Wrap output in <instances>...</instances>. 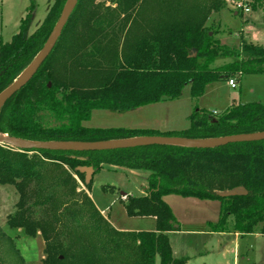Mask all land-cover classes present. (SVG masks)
<instances>
[{"label": "trees", "instance_id": "1", "mask_svg": "<svg viewBox=\"0 0 264 264\" xmlns=\"http://www.w3.org/2000/svg\"><path fill=\"white\" fill-rule=\"evenodd\" d=\"M67 0H54L30 33L33 6L20 30L0 46V94L35 60ZM230 0H78L62 35L33 78L0 111V133L26 140L104 141L150 136L221 138L264 131V103L236 100L223 113L196 107L181 131L93 128L94 110L128 111L178 99L187 83L198 99L222 78L236 84L245 74H264V46L217 38L208 25ZM248 3V2H246ZM249 5V4H248ZM264 7V0L252 6ZM196 52V55H194ZM225 63L216 65L217 60ZM105 165L146 170V195H127L130 217H154V231L117 229L95 204L93 180ZM79 182L84 189H79ZM0 185L19 195L7 216L45 241L44 264H186L176 257L170 233L178 221L165 197L178 194L220 202L212 232L264 235V140L216 148L149 145L97 151L19 150L0 144ZM246 188L248 195L218 193ZM232 224L230 225V221ZM0 264H26L0 225Z\"/></svg>", "mask_w": 264, "mask_h": 264}, {"label": "rangeland", "instance_id": "2", "mask_svg": "<svg viewBox=\"0 0 264 264\" xmlns=\"http://www.w3.org/2000/svg\"><path fill=\"white\" fill-rule=\"evenodd\" d=\"M54 0H0V46L11 42L20 30L21 21L32 6L33 33L46 18ZM249 6L244 12L238 3ZM248 2V3H246ZM253 0H230L229 5L214 13L208 21L218 31L222 42L237 46L243 39L264 46V7L252 6ZM249 4V5H248ZM196 55V52H194ZM219 59L216 65L225 63ZM236 100L239 103H264V74H245L236 87L222 78L210 83L203 96L194 99L191 83H187L181 96L175 100L156 103L141 110H97L92 113L86 126L93 128H151L164 131H181L189 127V116L196 107L217 114L225 112ZM150 172L105 165L93 178L91 195L100 210L105 211L116 228L125 231H154V217H130L125 208L127 195L143 196L147 193ZM19 195L10 185H0V225L7 231V216L15 211ZM181 226L183 233L171 235V243L178 257L188 256L186 264H264V236L249 235L241 238V256L236 261V242L230 236L207 235L208 222L220 218L219 202L170 194L165 197ZM232 220L230 221V225ZM8 234V233H7ZM16 245L22 246L18 232L8 234ZM35 264H44V260Z\"/></svg>", "mask_w": 264, "mask_h": 264}, {"label": "water", "instance_id": "3", "mask_svg": "<svg viewBox=\"0 0 264 264\" xmlns=\"http://www.w3.org/2000/svg\"><path fill=\"white\" fill-rule=\"evenodd\" d=\"M78 0H67L62 10L60 18L56 23L47 43L44 48L25 69L20 76L0 94V111L5 106L7 101L12 98L23 86H25L37 73L43 62L52 52L56 43L62 35L63 29L68 22L71 13L77 5ZM264 140V131L238 134L221 138H208V139H193L177 136H150L129 139H115L104 141H51L39 142L16 138L9 135L0 133V144H5L19 150H33V149H46L56 151H97L106 149H124L134 148L139 146L149 145H179L196 148H216L225 146L230 143L239 142H253ZM80 172L85 174V182L90 183L93 180L95 169L92 166H80L77 168ZM222 197L248 195L249 191L246 188L240 187L229 191L219 192ZM176 227L178 224L175 225Z\"/></svg>", "mask_w": 264, "mask_h": 264}, {"label": "crops", "instance_id": "4", "mask_svg": "<svg viewBox=\"0 0 264 264\" xmlns=\"http://www.w3.org/2000/svg\"><path fill=\"white\" fill-rule=\"evenodd\" d=\"M162 102H165V101H162ZM159 103H161V102H159ZM147 106H150V105H147ZM147 106L138 107V108H135V109H132V110H141V109H144V107H147ZM132 110H128V111H132ZM94 111H97V110H94ZM214 113H216V111ZM86 122L87 121H85L84 124H86ZM157 130H160V129H157ZM160 131H164V130H160ZM84 188L85 187H84L83 183L79 182V189L82 190ZM214 201H216V200H214ZM219 208H220V202H219ZM101 212L105 216H107L105 211L101 210ZM178 227L181 229L180 225H178L176 228H178ZM12 231L18 232V236L21 235L22 246L17 245V248L21 252L23 257L25 258L26 264H35L36 261L44 260V258H45V252H44L45 241L43 239V236H42L41 232H38L34 237H32V236L27 235V233H26L24 228H10L9 226H7V231L6 232L9 234ZM181 233H183L182 229L181 230L172 231L170 233V237H171V235H178V234H181ZM205 234H207V235H216V236H230V237H233L235 242H236L235 256H236V261H238V262H239V257L241 256V249L238 246V244H240L241 238H243L245 236H249V235H255V236L263 235L261 233H253V234L243 235L241 233H234V232H212V231H206ZM173 251H174V248H173ZM174 255L176 257H178L176 255L175 251H174Z\"/></svg>", "mask_w": 264, "mask_h": 264}, {"label": "built area", "instance_id": "5", "mask_svg": "<svg viewBox=\"0 0 264 264\" xmlns=\"http://www.w3.org/2000/svg\"><path fill=\"white\" fill-rule=\"evenodd\" d=\"M237 8L239 9V10H242V11H244V12H249L250 11V8H249V6H247L246 4H244V3H238L237 5ZM229 84L232 86V87H236V82H235V80L234 79H230L229 80Z\"/></svg>", "mask_w": 264, "mask_h": 264}]
</instances>
